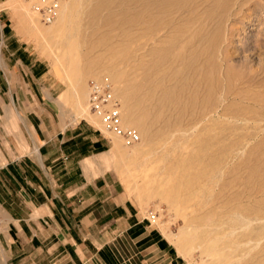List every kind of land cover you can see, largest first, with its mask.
<instances>
[{"label":"bare ground","instance_id":"bare-ground-1","mask_svg":"<svg viewBox=\"0 0 264 264\" xmlns=\"http://www.w3.org/2000/svg\"><path fill=\"white\" fill-rule=\"evenodd\" d=\"M253 1L62 0L44 29L61 37L79 118L93 115L88 78L111 81L142 138L127 157L156 167L145 192L185 217L213 264H264V64L236 48Z\"/></svg>","mask_w":264,"mask_h":264},{"label":"crops","instance_id":"crops-1","mask_svg":"<svg viewBox=\"0 0 264 264\" xmlns=\"http://www.w3.org/2000/svg\"><path fill=\"white\" fill-rule=\"evenodd\" d=\"M48 70L0 19V111L8 115L5 123L0 117V206L8 216V264H156L169 249L155 232L141 231L108 172L95 174L108 139L88 121L55 112L59 92ZM13 118L21 135L9 137L7 148L4 126Z\"/></svg>","mask_w":264,"mask_h":264},{"label":"rangeland","instance_id":"rangeland-1","mask_svg":"<svg viewBox=\"0 0 264 264\" xmlns=\"http://www.w3.org/2000/svg\"><path fill=\"white\" fill-rule=\"evenodd\" d=\"M253 3V8H246L245 18L247 17V20L243 18L245 23L237 25L242 32L239 34L236 48L239 47L241 52L244 50L240 57L243 61H246L245 63L248 62L250 69L258 71L264 64V0H254ZM33 13L31 8H28L25 0H0V19L2 22L11 23L13 29L22 39L28 42L35 55L44 59L48 65L50 83L59 92L57 100L61 109L55 110V112L68 121L81 119L88 121L101 130L102 134L108 139V152L105 153V151V154L102 153L103 155L97 156L101 163V169H98L95 174L108 172V177L114 179L117 183V190L122 192L124 198L129 199L134 212L141 219L143 225L141 231L150 230L155 232L161 238L162 245L169 249L167 254H162L159 257L160 259L158 258L159 261H156V264H213V256L205 253V246L191 243L190 236L188 237L184 233L185 217L179 215L173 206L165 200L158 196L151 197L149 193L145 192V185L154 177L155 164H150L147 168L137 171L133 161L142 160L144 157L135 156V154H132L131 158L127 157L129 153H132L131 148L142 141L139 132L135 130L139 135L140 141H137L139 143L129 147L124 144L120 137L106 131L100 121L93 115L79 118L74 101L67 92L71 75L68 74L64 61H59V59H63L61 57L62 52H59L60 49L57 46V42L61 40V37L48 34L44 29L48 28L49 25L42 23L39 17ZM250 15L253 17L249 18ZM249 20H251V23L248 22ZM235 55L236 58L237 56L240 58L238 54ZM246 58L247 60H245ZM62 63L64 68H62ZM91 79L88 78L87 83ZM0 117L5 123L8 115L0 111ZM16 124L17 120L13 118L12 124L4 126V133H7L4 145L7 148L10 146L9 137L13 136L16 140L17 137L15 138V136L21 135ZM261 133L257 138L258 140H261V137L264 136V131ZM0 135H2L1 130ZM6 217H8L7 213L0 206V264H8L9 254L2 237V234L8 228ZM144 240L146 238H143ZM140 243H142V239ZM169 257L172 258L171 263H169Z\"/></svg>","mask_w":264,"mask_h":264},{"label":"built area","instance_id":"built-area-1","mask_svg":"<svg viewBox=\"0 0 264 264\" xmlns=\"http://www.w3.org/2000/svg\"><path fill=\"white\" fill-rule=\"evenodd\" d=\"M44 24L51 23L56 16L57 8L62 0H26ZM88 108L96 116L102 127L122 139L126 145L139 140L138 133L121 122L120 100L114 95L113 87L108 79L88 82Z\"/></svg>","mask_w":264,"mask_h":264}]
</instances>
